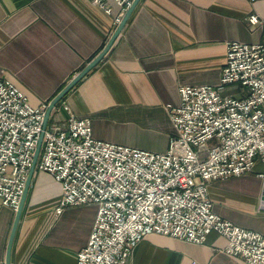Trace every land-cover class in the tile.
Wrapping results in <instances>:
<instances>
[{"label":"crops","instance_id":"crops-1","mask_svg":"<svg viewBox=\"0 0 264 264\" xmlns=\"http://www.w3.org/2000/svg\"><path fill=\"white\" fill-rule=\"evenodd\" d=\"M111 6L108 15L91 0H0V78L33 107L49 103L110 40L114 18L127 12ZM252 13L264 17V0H138L109 51L54 107L49 122L68 117L65 104L91 120L96 140L166 152L173 131L168 107L180 103L178 88L217 85L228 43H264V26L247 22ZM243 92L235 86L222 91ZM260 175L259 160L250 173L213 181L209 197L218 215L264 235ZM61 193L50 174L35 168L10 264H77L97 207L70 206L57 215ZM15 216L0 205V264ZM226 245L215 232L204 244L149 234L127 264H246L226 253Z\"/></svg>","mask_w":264,"mask_h":264},{"label":"built area","instance_id":"built-area-1","mask_svg":"<svg viewBox=\"0 0 264 264\" xmlns=\"http://www.w3.org/2000/svg\"><path fill=\"white\" fill-rule=\"evenodd\" d=\"M133 1L91 0L108 15L111 3L124 13ZM120 21L121 15L114 18L115 25ZM247 22L264 26V17L252 13ZM231 86L244 92L222 93ZM178 93L180 103L168 107V149L155 153L96 140L91 120L65 104L68 117L44 129L49 103L33 107L0 78V205L17 211L43 134L36 168L61 186L56 214L70 206L97 207L77 264H127L149 234L204 244L212 232L226 239V253L264 264V235L218 215L209 197L213 181L250 173L264 162V43H228L219 83L180 86Z\"/></svg>","mask_w":264,"mask_h":264},{"label":"water","instance_id":"water-1","mask_svg":"<svg viewBox=\"0 0 264 264\" xmlns=\"http://www.w3.org/2000/svg\"><path fill=\"white\" fill-rule=\"evenodd\" d=\"M138 0H134L132 5L129 7L127 12L125 13L124 17L122 18L121 22L118 24L116 30L114 31L113 35L111 36L110 40L108 43L105 45L103 50L91 61L89 62L50 102L44 117L43 121V128L46 129L50 120L51 112L54 109V107L64 98V96L82 79L84 78L87 73H89L106 55V53L109 51L111 46L113 45L114 41L116 40L117 36L120 34L121 30L125 26L127 20L129 19V16L131 15L135 5L137 4ZM42 142H43V134L40 136L38 145L36 147L34 157H33V162L32 165L29 169V173L26 179L24 191L20 200L19 207L16 211V216L15 220L12 226L9 242H8V247H7V254H6V263L5 264H10L11 262V249H12V244H13V239L15 236V232L21 217V213L23 210V206L26 201L27 193L29 191V188L31 186V181L32 177L36 168V164L40 155L41 147H42Z\"/></svg>","mask_w":264,"mask_h":264}]
</instances>
